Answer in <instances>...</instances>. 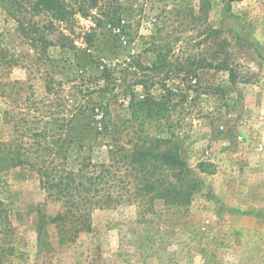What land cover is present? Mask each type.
Listing matches in <instances>:
<instances>
[{
	"label": "rangeland",
	"instance_id": "374dc122",
	"mask_svg": "<svg viewBox=\"0 0 264 264\" xmlns=\"http://www.w3.org/2000/svg\"><path fill=\"white\" fill-rule=\"evenodd\" d=\"M201 2L128 0L126 19L140 20L133 42L116 39L106 28L97 31L93 46L79 40L80 52L50 49L52 60L46 67L30 60L14 68L0 66V140L14 136L5 112L27 113L34 99L47 97L44 76L54 69L61 73L57 80L60 76L69 80L61 95L70 99V105L78 100L72 87L81 83L82 73L99 77L105 66L114 69V79L100 80L104 91L94 96L110 105L115 121L125 120L132 90L144 95L141 86H130L133 75L125 61L136 56L144 65L152 64L156 54L148 51L145 40L157 15L170 25L176 10L187 15L184 23L189 28L200 18L240 39H234L232 50L248 75L247 81L232 84L227 72L205 70L203 87L188 91L187 103L172 112L170 121L147 125L153 135L173 134L179 146L186 176L196 184L186 206L158 204L143 221L134 206L100 211L94 215L91 232L64 245L48 227L52 251L47 252L38 239V215L33 212L44 201L37 175L25 167L0 173V200L10 209L16 249L7 264H264V0H207L199 13ZM191 9L196 13L190 15ZM13 29L0 1L2 45L27 52ZM81 120L79 130L88 142L95 130L89 116ZM106 153V147L97 148L94 159L103 160ZM201 163L214 164L216 172L204 173Z\"/></svg>",
	"mask_w": 264,
	"mask_h": 264
},
{
	"label": "trees",
	"instance_id": "16d2710c",
	"mask_svg": "<svg viewBox=\"0 0 264 264\" xmlns=\"http://www.w3.org/2000/svg\"><path fill=\"white\" fill-rule=\"evenodd\" d=\"M0 1L6 22L14 26V33L28 50L11 51L0 39L1 67L14 68L27 60L46 67L52 60L50 49L80 52L79 40L93 46L97 31L106 28L126 43L138 35L134 26L139 27L140 20L125 17L128 0ZM200 1L202 13L207 0ZM187 11L193 15L194 9ZM174 17L176 21L169 25L157 15L152 34L145 40L148 51L156 54L152 64L146 66L136 56L125 61L133 75L130 86L144 90L143 96L134 90L129 94L125 120L115 121L110 105L94 96L104 91L100 80L114 79V69L111 72L108 66L99 77L82 73L81 83L72 87L78 97L73 105L61 95L69 80L61 76L57 80L55 76L61 73L54 69L44 76L47 97L29 100L27 113L5 112L14 136L0 140V173L25 167L37 175L44 201L33 212L38 215V239L47 252L52 251L45 232L48 227L55 229L58 243L64 245L91 232L94 215L100 211L134 206L143 221L155 213L158 204H190L196 184L186 176L187 163L173 134L153 135L147 125L170 121L172 112L187 103L188 91L203 87L205 70L227 72L232 84L247 81L248 75L232 50L234 39H240L200 18L189 28L183 10H176ZM83 21L91 25L86 28ZM87 116L95 130L88 142L79 130L81 118ZM102 147L107 148L106 158L95 160L94 151ZM199 167L204 173L216 172L212 163ZM9 212L0 200V264H7L16 251Z\"/></svg>",
	"mask_w": 264,
	"mask_h": 264
}]
</instances>
